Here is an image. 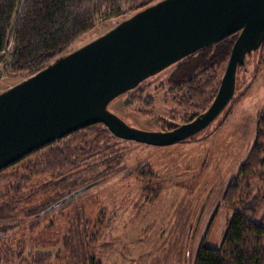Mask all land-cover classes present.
Instances as JSON below:
<instances>
[{
	"label": "rangeland",
	"instance_id": "rangeland-1",
	"mask_svg": "<svg viewBox=\"0 0 264 264\" xmlns=\"http://www.w3.org/2000/svg\"><path fill=\"white\" fill-rule=\"evenodd\" d=\"M118 22H99L68 53L106 34L121 21ZM228 61L229 58L222 65L220 82ZM175 68L172 65L116 97L107 105L108 110L132 127L151 131H165L163 125L169 122L181 125L192 121L186 118L193 111L178 103L182 92L169 82ZM25 79L1 81L0 94ZM148 96L154 99L151 108L143 104ZM263 109L264 43L247 54L245 63L238 67L235 97L209 126L169 146L112 138L110 148L101 153V160L95 159L94 165L102 173L109 169L108 158L122 156L119 164L110 167L118 174L76 196L71 203L57 207L37 226L32 227L34 220L23 219V230L11 231L1 240L6 246L12 245V252L16 245L24 243L26 252L55 255L64 250L63 242L70 231L76 238L84 222H89L88 233L97 237L94 249L101 264H193L201 242L218 246L223 239L231 212L223 205L222 197L229 178L254 143L257 114ZM83 133L86 132L79 135ZM72 139L73 136L59 139L56 146ZM45 151L41 149L18 166H10L0 179L15 172L23 175L27 164ZM148 163L152 174L145 171ZM263 169L259 168L251 180V196L264 192ZM70 175V179L84 176L92 180L94 174L83 165ZM49 180L38 176L30 186L37 189ZM147 188L153 190L146 191ZM260 207L257 218L263 219L264 201ZM75 238L70 235L68 240L80 244V239ZM73 263V259L69 261ZM11 264H18V260Z\"/></svg>",
	"mask_w": 264,
	"mask_h": 264
},
{
	"label": "trees",
	"instance_id": "trees-1",
	"mask_svg": "<svg viewBox=\"0 0 264 264\" xmlns=\"http://www.w3.org/2000/svg\"><path fill=\"white\" fill-rule=\"evenodd\" d=\"M158 1L0 0V65L7 73L5 78H0V82L34 75L67 54L99 22H120ZM236 37L237 34H232L173 64L176 68L169 82L177 92H182L179 105L193 111L187 115L186 121L195 119L212 104L220 85L222 65L230 57ZM143 104L151 108L154 99L148 96ZM177 126L175 122L163 125L166 130ZM82 132L86 133L79 135ZM72 136V141L60 147L54 141L27 155L29 158L46 149L43 155L27 164L23 175L15 172L0 179V264H11L15 260H18V264H69L72 259L73 264H101L99 253L94 249L97 237L88 233L89 222H84V228L77 233L80 244L68 240L70 235L72 239L76 236L70 231L63 242L64 250L55 255L26 252L24 243L22 246L13 243L16 251L12 252V245L6 246L7 243L1 240L11 231L23 230V219L34 220L32 227L37 226L42 219L78 197L66 201L57 209L52 208L67 195L92 183H96V186L118 174L110 167L119 164L122 156L108 158L109 169L102 173L98 165H94L97 163L95 159L101 160V153L110 148L109 141L118 138L106 125H90L60 140ZM20 161L13 165L18 166ZM83 165L94 174L93 179L84 176L70 179V174L79 171ZM146 165L148 170L145 171L151 173V164ZM262 167L264 109L257 114L254 143L237 171L229 178L222 197L223 205L231 212L223 239L218 246L201 242L193 264H264V218H257L264 192L251 196L248 191L252 187V178ZM9 168L0 170V175ZM145 171L142 170V173L145 174ZM261 175L264 176V169ZM38 176L50 180L37 189L31 188L30 182Z\"/></svg>",
	"mask_w": 264,
	"mask_h": 264
},
{
	"label": "water",
	"instance_id": "water-1",
	"mask_svg": "<svg viewBox=\"0 0 264 264\" xmlns=\"http://www.w3.org/2000/svg\"><path fill=\"white\" fill-rule=\"evenodd\" d=\"M238 33L217 94L203 113L171 130L132 127L108 110L116 97L190 54ZM264 42V0H160L101 37L0 94V170L84 127L169 146L194 136L227 107L237 70ZM96 183L67 195L52 208Z\"/></svg>",
	"mask_w": 264,
	"mask_h": 264
},
{
	"label": "built area",
	"instance_id": "built-area-1",
	"mask_svg": "<svg viewBox=\"0 0 264 264\" xmlns=\"http://www.w3.org/2000/svg\"><path fill=\"white\" fill-rule=\"evenodd\" d=\"M7 73H6V71L4 70V68H1L0 69V78L1 77H3V76H5Z\"/></svg>",
	"mask_w": 264,
	"mask_h": 264
}]
</instances>
